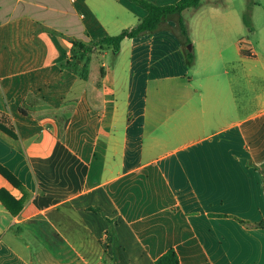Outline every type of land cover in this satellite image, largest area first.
<instances>
[{"label": "crops", "instance_id": "0c3cea01", "mask_svg": "<svg viewBox=\"0 0 264 264\" xmlns=\"http://www.w3.org/2000/svg\"><path fill=\"white\" fill-rule=\"evenodd\" d=\"M234 2L184 9L188 43L175 12L99 48L82 78L70 39L118 34L143 7L0 0V115L16 133L0 130V164L21 183L0 175L16 202L0 201V264H155L169 247L179 264H264V226L241 221H264V33H234Z\"/></svg>", "mask_w": 264, "mask_h": 264}, {"label": "trees", "instance_id": "16d2710c", "mask_svg": "<svg viewBox=\"0 0 264 264\" xmlns=\"http://www.w3.org/2000/svg\"><path fill=\"white\" fill-rule=\"evenodd\" d=\"M141 7H143L147 14L140 19L134 26L122 29L118 34L115 35H104L102 37L92 39L89 42H84L78 39H70V42L77 48L80 49L77 58L81 65L80 76L86 78L88 75V64L90 60L89 54L93 53L99 48L111 47L115 52L120 48V43L125 37H136L144 34H149L156 31L160 27L162 19L172 13L177 12L179 14L178 26L179 31L185 37V41L190 42L188 36V28L186 22L182 16V11L187 8L196 9L198 8L202 0H178L174 4L158 5L148 0H130ZM243 21L246 25L249 24L250 11L249 9L243 14ZM186 57L190 63L194 61V54L192 51L186 52ZM0 130L7 133L11 137H16L14 127L7 118L0 115ZM0 175H2L12 186L19 188L21 187L20 181L2 164H0ZM0 201H2L11 212L13 211V205L16 204L15 198L5 189L0 190ZM243 223L249 226H264V221L258 223H250L241 220ZM118 264V263H116ZM155 264H179V258L176 250L173 247H169L159 257L155 259Z\"/></svg>", "mask_w": 264, "mask_h": 264}, {"label": "rangeland", "instance_id": "374dc122", "mask_svg": "<svg viewBox=\"0 0 264 264\" xmlns=\"http://www.w3.org/2000/svg\"><path fill=\"white\" fill-rule=\"evenodd\" d=\"M247 1L249 2L250 0H235L234 2V6L238 9V13H237V18H238V23L240 25L239 28H234V33H246L245 38H249L251 40H254V42H257V38L256 36H253L252 33H264V19H262V17L260 15H256L254 14V16L252 17L251 13H250V20H249V24L246 25L243 22V14L245 13V9L247 8V6L245 7V3L247 5ZM252 1V0H251ZM255 1V0H253ZM260 2L264 3V0H259ZM203 2V0H202ZM244 10V11H243ZM190 11H193L190 10ZM242 20V22H241ZM258 30V31H256ZM260 39V38H259ZM262 45H264V41H262L261 43L257 44V48L260 49V47H262ZM81 71V67H79V72Z\"/></svg>", "mask_w": 264, "mask_h": 264}, {"label": "built area", "instance_id": "2783aa9c", "mask_svg": "<svg viewBox=\"0 0 264 264\" xmlns=\"http://www.w3.org/2000/svg\"><path fill=\"white\" fill-rule=\"evenodd\" d=\"M244 42V40H240V45ZM248 51H251V49H248Z\"/></svg>", "mask_w": 264, "mask_h": 264}, {"label": "water", "instance_id": "95a60500", "mask_svg": "<svg viewBox=\"0 0 264 264\" xmlns=\"http://www.w3.org/2000/svg\"><path fill=\"white\" fill-rule=\"evenodd\" d=\"M187 48L190 50V49H191V45H190V44H188V45H187Z\"/></svg>", "mask_w": 264, "mask_h": 264}]
</instances>
